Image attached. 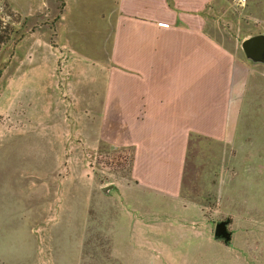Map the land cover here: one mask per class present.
<instances>
[{
  "label": "rangeland",
  "instance_id": "374dc122",
  "mask_svg": "<svg viewBox=\"0 0 264 264\" xmlns=\"http://www.w3.org/2000/svg\"><path fill=\"white\" fill-rule=\"evenodd\" d=\"M64 1L85 18L60 36L93 52L99 0ZM62 3L0 0L1 27L13 30L0 48L5 264H264V78L250 80L226 143L191 138L178 197L147 191L131 147L105 139L92 66L58 54ZM226 15L230 32L264 36V0ZM220 222L228 239L215 236Z\"/></svg>",
  "mask_w": 264,
  "mask_h": 264
},
{
  "label": "crops",
  "instance_id": "0c3cea01",
  "mask_svg": "<svg viewBox=\"0 0 264 264\" xmlns=\"http://www.w3.org/2000/svg\"><path fill=\"white\" fill-rule=\"evenodd\" d=\"M231 3L99 0L93 52L60 36L63 23L76 34L85 12L72 14L64 0L54 11L58 54L92 66L105 139L131 147L132 177L147 191L178 197L191 138L226 143L250 80L264 78V56L247 58V38L229 31ZM10 261L0 252V264Z\"/></svg>",
  "mask_w": 264,
  "mask_h": 264
},
{
  "label": "water",
  "instance_id": "95a60500",
  "mask_svg": "<svg viewBox=\"0 0 264 264\" xmlns=\"http://www.w3.org/2000/svg\"><path fill=\"white\" fill-rule=\"evenodd\" d=\"M241 47L247 58L254 61H262L264 56V37L261 35H255L245 39ZM215 236L229 238L228 232L226 231V223L220 222L215 226Z\"/></svg>",
  "mask_w": 264,
  "mask_h": 264
},
{
  "label": "trees",
  "instance_id": "16d2710c",
  "mask_svg": "<svg viewBox=\"0 0 264 264\" xmlns=\"http://www.w3.org/2000/svg\"><path fill=\"white\" fill-rule=\"evenodd\" d=\"M1 19H0V48L9 40V34L13 32L10 26L1 27Z\"/></svg>",
  "mask_w": 264,
  "mask_h": 264
},
{
  "label": "built area",
  "instance_id": "2783aa9c",
  "mask_svg": "<svg viewBox=\"0 0 264 264\" xmlns=\"http://www.w3.org/2000/svg\"><path fill=\"white\" fill-rule=\"evenodd\" d=\"M232 2L238 6H244L248 0H232Z\"/></svg>",
  "mask_w": 264,
  "mask_h": 264
}]
</instances>
